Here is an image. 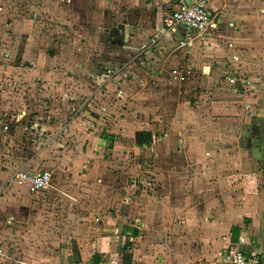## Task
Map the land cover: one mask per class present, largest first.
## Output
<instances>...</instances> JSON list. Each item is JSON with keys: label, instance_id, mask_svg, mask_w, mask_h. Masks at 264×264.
Segmentation results:
<instances>
[{"label": "rangeland", "instance_id": "1", "mask_svg": "<svg viewBox=\"0 0 264 264\" xmlns=\"http://www.w3.org/2000/svg\"><path fill=\"white\" fill-rule=\"evenodd\" d=\"M144 1L0 0V242L6 249L0 264H81L74 248L81 253L79 244L94 240L106 251L96 253L100 264H122L125 256L132 263L137 204H146L140 198L169 204L173 195L188 197L181 186H166L173 151L188 150L187 141L176 140L181 131L182 139L194 133L187 139L199 154L179 159L177 176L201 200L195 207L206 204L210 214L236 220L264 197V158L256 156L254 140L264 133V101L258 110L240 111L249 99L219 84L215 68L210 87L202 83L207 93H200L196 69L214 66L209 52L203 57L205 45L186 51L173 41L170 52L150 51L146 44L160 35L152 24L140 27L149 9ZM225 1L229 11L235 4L246 10L240 0ZM245 1L264 10V0ZM226 16V23L234 21ZM159 56L167 57L163 64ZM261 74L259 99L264 67ZM196 101L204 111L195 127ZM228 118L243 119L242 132L219 130ZM144 130L153 131L150 145L140 143ZM205 152L210 155L202 159ZM43 169L52 175L43 190L18 176ZM116 226L110 237L107 227ZM123 235L133 243L128 254L118 243Z\"/></svg>", "mask_w": 264, "mask_h": 264}, {"label": "crops", "instance_id": "2", "mask_svg": "<svg viewBox=\"0 0 264 264\" xmlns=\"http://www.w3.org/2000/svg\"><path fill=\"white\" fill-rule=\"evenodd\" d=\"M143 3L144 5L146 4V8L149 9L146 10V16L140 21V27H142L143 24H152L155 33L160 35L159 41L157 40L158 42L151 43V45L148 43L146 44L150 46V51L157 46L156 48L159 49H157L158 52L161 50L162 53L170 52L173 41L177 47L186 51H192L197 44H201L202 46L205 45L203 47V49H205L203 57L205 58L206 52H209L211 56L210 59H213L214 66L212 65L210 67L211 64L208 63L203 69H198L199 73L196 69L195 72L197 73H195V75L197 77H195V82L199 81L200 83L198 85L199 87L196 89H200V93L206 94L213 80L211 72L213 68L216 70L218 69L219 78L217 81L219 84H226L237 96H244L249 99L248 101L246 100L244 104H240V111L249 109L253 111L258 110L259 102H261V100L264 101V98L259 99L257 96V94L261 93L260 88H262L257 82L261 79V71L262 67H264V10L256 8L252 1L240 0L239 3L244 4L246 10L244 11L241 9L242 7H240V4H235L229 11L227 10V2L225 0H213L209 3L208 8L218 22V28L208 33L204 38H196L190 46L182 47L179 42L180 39L185 36L184 29L177 28L175 30H170L163 23V17L169 14V5L165 2H157L155 0H145ZM228 13L234 17V21L230 23H226V15ZM145 27L148 26L146 25ZM255 30H258V32H255ZM209 45H213L212 47L218 45L216 48L219 50V55L212 52L213 50L209 49ZM245 46H248L250 50L246 51L247 48ZM188 53L183 59L184 61L182 63L184 64H187V62L191 60L188 57ZM234 54L238 55L236 60L233 59ZM166 58L167 57L159 56L156 57V60H158L160 64H163ZM154 66L160 67L157 63H155ZM232 75L236 78L235 85L228 81V78ZM155 76L160 77L162 74L159 73V75L156 74ZM202 83H207L208 87H205ZM197 94L199 93L197 92ZM240 101L241 100L238 98L236 100L234 99V103L230 102L226 106V110H230V106L236 105V103ZM200 102L196 101L197 107L191 108L193 116H191L190 122L195 127L200 125L203 118L202 112L204 110L201 108L203 106L199 104ZM159 120L162 121L161 124H165V118ZM259 120L261 124H264V116H261ZM243 124V119L238 118L233 120L228 118L224 120L221 119L218 127L219 130L220 128L224 130V128L230 127L228 130L230 129L233 131V128H235L242 132L241 126ZM213 126H215V123ZM231 127L233 128L231 129ZM151 132L153 133V131ZM182 133L183 131H181L179 135H175L176 140L179 142H183V140L187 141L186 144L189 143V146L187 144L188 150L179 147L176 151L172 150L173 163H176V165L172 166V172H170L172 174L171 181H169L166 186H170L171 190H175L176 187L181 186L188 197L180 201L177 197L173 198V195L169 204L140 198V200L146 202V204H137L139 217L136 221L140 236L138 245H136L133 250L132 263L218 264L221 259L220 254L222 251L231 246L238 247L246 253L255 252L259 254L264 261V197L262 196V199L256 201L254 208L246 211L244 214H240L236 220L228 219L230 221L224 219V216L219 214H210V207L206 204L202 209L195 207L201 200H194V197L189 195V191H194V188L191 189V185L184 181L179 182L177 176L181 173L179 159L181 161L184 157H197L199 154L195 152L194 149L191 151L190 145L194 147V144H192L193 142L191 139H187L188 136L190 137L194 133H187L184 139L180 136ZM100 139H106L104 133H102ZM254 140L255 143H259L258 145L256 144V156L258 158H264V133L255 135ZM208 155H210V153L205 152L204 156L201 157L202 159H207ZM186 163L188 164V162ZM186 168L188 171L189 166ZM186 168L183 167V169ZM4 184L5 183H3V186ZM257 191H259V189ZM207 203L209 204L210 201ZM167 205H169V208H167ZM183 206L187 207L183 208ZM196 211L199 213L196 214ZM205 211L208 212L205 214ZM128 214L133 216L134 212L130 210ZM11 221L14 220L12 219ZM114 229H117V226L115 228L111 227L110 229L107 227L106 230L110 232V237H114L116 234V230ZM14 231H16V229H14ZM118 237V243L121 244V251L123 249L125 252L130 251L127 250L126 247V235H123L121 237L122 239H120V236ZM100 243V241L94 240V242L91 241L90 244L88 243V246H84L86 244L83 243L79 244L82 254L81 264H88L87 260H89L90 257L94 258V255L98 252H106L101 251L102 249L100 248H102L103 245ZM109 245H111V243ZM85 254L88 256L85 257ZM132 263L130 262L129 264ZM122 264H126V260Z\"/></svg>", "mask_w": 264, "mask_h": 264}, {"label": "built area", "instance_id": "3", "mask_svg": "<svg viewBox=\"0 0 264 264\" xmlns=\"http://www.w3.org/2000/svg\"><path fill=\"white\" fill-rule=\"evenodd\" d=\"M165 2L169 5L170 11L163 19L164 25L175 30L182 28L185 36L180 39V46H190L198 38H204L208 33L218 28V22L214 15L209 11L208 5L213 0H155ZM238 58L237 54L233 59ZM231 84H234L236 78L234 75L228 78ZM34 190H43L48 188L51 183L52 175L48 170L23 171L18 174ZM2 185L0 184V189ZM6 253L4 245L0 242V257ZM218 264H264L262 257L255 253H246L238 247H227L220 254Z\"/></svg>", "mask_w": 264, "mask_h": 264}, {"label": "trees", "instance_id": "4", "mask_svg": "<svg viewBox=\"0 0 264 264\" xmlns=\"http://www.w3.org/2000/svg\"><path fill=\"white\" fill-rule=\"evenodd\" d=\"M105 136V134H104ZM108 138V135L106 136ZM153 142V133L151 131H142L141 135H140V143L142 145H150ZM127 250H131L133 247V243H127L126 244ZM80 251L78 250V248H74V256H80ZM128 254V252L126 253ZM126 258V264L130 263L129 257L125 256ZM94 259H95V264H100L99 262V257L97 256V254L94 255ZM128 259V262H127ZM74 264H80V260L78 259Z\"/></svg>", "mask_w": 264, "mask_h": 264}]
</instances>
